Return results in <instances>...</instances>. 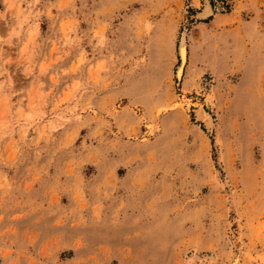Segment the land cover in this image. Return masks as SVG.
<instances>
[{
  "label": "rangeland",
  "instance_id": "rangeland-1",
  "mask_svg": "<svg viewBox=\"0 0 264 264\" xmlns=\"http://www.w3.org/2000/svg\"><path fill=\"white\" fill-rule=\"evenodd\" d=\"M0 264H264V0H0Z\"/></svg>",
  "mask_w": 264,
  "mask_h": 264
},
{
  "label": "bare ground",
  "instance_id": "bare-ground-1",
  "mask_svg": "<svg viewBox=\"0 0 264 264\" xmlns=\"http://www.w3.org/2000/svg\"><path fill=\"white\" fill-rule=\"evenodd\" d=\"M204 10H205L204 11L205 15H208L210 13V4L208 1H206ZM179 55L181 58V65L177 70L176 77L178 79H181L184 73L185 65L187 62V55H188L185 42H182V44L180 45ZM198 120L203 122L205 124L204 126H206L209 130L213 129V119L207 113L203 111H199Z\"/></svg>",
  "mask_w": 264,
  "mask_h": 264
}]
</instances>
